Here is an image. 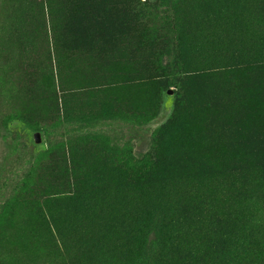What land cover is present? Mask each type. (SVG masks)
<instances>
[{
    "label": "trees",
    "instance_id": "obj_1",
    "mask_svg": "<svg viewBox=\"0 0 264 264\" xmlns=\"http://www.w3.org/2000/svg\"><path fill=\"white\" fill-rule=\"evenodd\" d=\"M9 1L24 24L46 14L58 70L77 67L73 56L86 55L99 68L121 64L134 77L114 79L120 96L102 98L90 115H73L67 106L66 122L144 125L159 113L165 89L158 77H172L179 90L172 117L147 152L112 145L91 171H73L64 156L62 183L55 177L42 198L15 192L5 200L0 264H264V0L143 3V17L129 24L151 26L112 37L106 28L78 29L111 15H94L90 0ZM87 37L92 42L80 41ZM113 37L130 40L131 68L115 60ZM39 72L43 86L54 87L52 63ZM144 84L153 87L150 103L136 113L124 93ZM9 118L39 129L26 115ZM90 156L71 151L80 169Z\"/></svg>",
    "mask_w": 264,
    "mask_h": 264
},
{
    "label": "rangeland",
    "instance_id": "obj_2",
    "mask_svg": "<svg viewBox=\"0 0 264 264\" xmlns=\"http://www.w3.org/2000/svg\"><path fill=\"white\" fill-rule=\"evenodd\" d=\"M156 2L157 0H133V5L125 7L120 2L108 0L105 7L101 0H90L94 15L99 16L109 10L111 15L108 13L106 19L89 20L87 25L77 26L81 34L84 31L106 28L108 37H112L117 30L126 32L134 28L139 31L151 25H130V20L143 17V3L153 5ZM14 6L9 0H0V206L15 192L31 201L42 198L52 189L55 177H58L57 184L62 183L59 175L63 170L61 160L64 156L73 171H91L100 159L106 157V148L112 145L131 147L138 155L147 152L154 132L172 117L179 90L175 79L160 75L159 85L165 90L159 113L144 125L122 119L66 122L67 106L73 115H90L97 110L95 106L102 98H111L113 93H118L111 87L114 79L134 77L121 64H107L99 68L86 55L73 56L77 67L73 65L68 70H58L55 49L50 44L52 34L50 26L47 25L46 14L45 18L39 17L33 24H24L21 17L15 18ZM17 25L34 26L27 28L28 31L21 27L24 30L22 31L15 28ZM80 41L89 44L92 39L87 37ZM110 45L116 46L113 51L115 60L125 61L131 68L130 63L136 56L132 54L134 47H131L130 40L113 37ZM108 48L110 46H104V51ZM146 49H142L143 60L151 57ZM163 56L164 64L173 61L172 53ZM50 63L55 70V85L46 88L42 80H38V75L41 76L39 67L43 68ZM78 68L79 71H76ZM136 82L142 85L137 79ZM140 85L130 86L124 93L126 101L136 113L143 105L150 103L149 94L153 89L147 84ZM169 89H172V94L168 92ZM19 115H26L34 126L39 127L37 130L42 132V144H36L32 137L36 129L17 118H9ZM51 149V153L41 157L44 151ZM73 149L76 157L83 151L87 154L93 151L95 156H90L89 164L83 162L80 169L72 162ZM19 215L25 217L24 213Z\"/></svg>",
    "mask_w": 264,
    "mask_h": 264
},
{
    "label": "water",
    "instance_id": "obj_3",
    "mask_svg": "<svg viewBox=\"0 0 264 264\" xmlns=\"http://www.w3.org/2000/svg\"><path fill=\"white\" fill-rule=\"evenodd\" d=\"M168 92L171 94L173 93L172 89H170ZM32 137H33L36 144H42L43 143V136H42L41 131L34 130L32 133Z\"/></svg>",
    "mask_w": 264,
    "mask_h": 264
}]
</instances>
